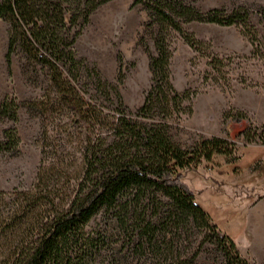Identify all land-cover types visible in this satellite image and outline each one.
Masks as SVG:
<instances>
[{
  "label": "trees",
  "instance_id": "1",
  "mask_svg": "<svg viewBox=\"0 0 264 264\" xmlns=\"http://www.w3.org/2000/svg\"><path fill=\"white\" fill-rule=\"evenodd\" d=\"M107 1L0 0V18L8 26V72L19 54L28 79L42 88L26 103L41 119L42 157L35 180L27 189L0 191V264H125L110 250L108 229L87 228L103 212L116 224L122 246L128 239L135 252L154 254L149 264H184L193 229L203 234L201 243L210 237L221 251L212 264H255L184 178L202 162L214 164L219 155L232 162L226 140L212 136L186 149L169 130L170 120L192 111L189 90L178 92L171 83L170 32L193 45L183 24L230 25L238 17L246 20L247 13L227 17L222 9L201 11L182 0H134L157 30L156 53L149 61L152 82L133 112L117 85L90 69L74 48L91 12ZM89 84L95 93L87 96ZM19 107L14 98H3L0 119L16 121ZM18 141L16 129H4L0 151H17ZM197 255L198 248L191 258Z\"/></svg>",
  "mask_w": 264,
  "mask_h": 264
},
{
  "label": "rangeland",
  "instance_id": "2",
  "mask_svg": "<svg viewBox=\"0 0 264 264\" xmlns=\"http://www.w3.org/2000/svg\"><path fill=\"white\" fill-rule=\"evenodd\" d=\"M133 1L109 0L99 5L89 15L74 48L90 69H96L104 80L117 85L124 106L134 112L142 105L152 82L149 61L156 53L157 29L144 6L134 5ZM182 1L201 11L222 9V15L227 17L247 13L246 20L238 17L230 25L199 21L183 24L195 41L193 45L177 32L171 31L168 38L173 50L171 83L178 92L189 90L192 95L191 113L169 121L172 140L191 149L202 139L218 135L226 140L233 160L228 163L226 157L219 155L214 164L202 162L185 173V181L197 192L198 202L220 228L238 240L244 228L243 205L264 191V181L259 180H264V165L259 177L249 174L264 153V125L258 122L264 115V0ZM7 27L0 18V101L14 98L20 107L16 121L0 119V140L4 129L14 128L19 141L17 151H0V191L29 188L42 157L41 119L26 106L40 96L42 88L28 79L19 54L13 57L8 72ZM86 90L87 96L95 93L93 84ZM99 94L105 99V92ZM104 101L108 110V99ZM248 150H253L249 151L253 154L240 158ZM93 227L108 229L110 250L123 256L125 264L155 261L148 249L135 252L132 240L127 239L122 246L116 224L104 212L87 228ZM190 233L189 247L182 254L184 264H212L220 259L221 251L210 242V237L201 243L203 234L198 229ZM197 248L198 255L192 259Z\"/></svg>",
  "mask_w": 264,
  "mask_h": 264
},
{
  "label": "crops",
  "instance_id": "3",
  "mask_svg": "<svg viewBox=\"0 0 264 264\" xmlns=\"http://www.w3.org/2000/svg\"><path fill=\"white\" fill-rule=\"evenodd\" d=\"M258 122L264 125V115L259 117ZM249 151L253 152V150L243 152L240 154V158H243L246 154H253ZM258 159L254 166L255 168L249 172V174L256 177H259L262 172L264 153L260 154V158ZM239 171L241 172L240 169ZM259 180L260 183L264 181ZM262 187L259 186L260 189ZM243 209L245 210L244 228L239 239L236 240L238 250L249 261L255 264H264V191L256 194L250 202L247 201L243 205Z\"/></svg>",
  "mask_w": 264,
  "mask_h": 264
},
{
  "label": "built area",
  "instance_id": "4",
  "mask_svg": "<svg viewBox=\"0 0 264 264\" xmlns=\"http://www.w3.org/2000/svg\"><path fill=\"white\" fill-rule=\"evenodd\" d=\"M263 138H264V134H263Z\"/></svg>",
  "mask_w": 264,
  "mask_h": 264
}]
</instances>
